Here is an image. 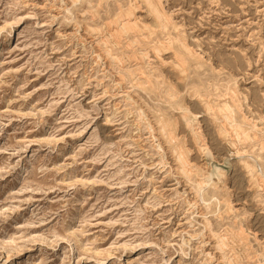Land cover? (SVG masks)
<instances>
[{
    "label": "rangeland",
    "instance_id": "374dc122",
    "mask_svg": "<svg viewBox=\"0 0 264 264\" xmlns=\"http://www.w3.org/2000/svg\"><path fill=\"white\" fill-rule=\"evenodd\" d=\"M152 1L0 0V264H264V0Z\"/></svg>",
    "mask_w": 264,
    "mask_h": 264
},
{
    "label": "bare ground",
    "instance_id": "6f19581e",
    "mask_svg": "<svg viewBox=\"0 0 264 264\" xmlns=\"http://www.w3.org/2000/svg\"><path fill=\"white\" fill-rule=\"evenodd\" d=\"M146 1V3H147V6H148V8H149V12H151V14L154 16V18L158 21V23H159V25H160V27H161V29L160 30H165L166 28H167V26H168V24L170 23V20H169V16H167L166 17V15L165 14H163L158 8H157V6L155 5V3H153V1L152 0H145ZM127 12H128V10H127ZM120 13V12H119ZM123 13V12H122ZM132 13V12H131ZM121 15V14H120ZM133 15V14H132ZM119 16V15H118ZM123 16V15H122ZM127 16V15H126ZM129 16H130V14H129ZM120 17V16H119ZM126 18V17H125ZM125 18H123L124 20H125ZM127 18H129L128 16H127ZM126 18V19H127ZM116 20V19H115ZM119 20V19H118ZM122 20V19H121ZM121 20H119V21H121ZM134 21H136L135 19H133ZM118 21V22H119ZM123 22V21H122ZM129 23H131V21H127L126 23L125 22H123V23H120V26L122 27V28H125L124 29V31L123 32H125V30H126V27H125V25H129V27H130V24ZM132 23H134V22H132ZM131 23V24H132ZM136 24V22L134 23V25ZM133 25V24H132ZM131 25V26H132ZM137 25V24H136ZM118 26V25H117ZM138 26V25H137ZM159 27V28H160ZM119 28V27H118ZM131 28V27H130ZM129 28V29H130ZM138 28V27H137ZM119 30H121V28L119 29ZM123 30V29H122ZM116 32V31H115ZM118 32V31H117ZM122 32V31H121ZM115 34V33H114ZM117 35V34H116ZM117 37V36H116ZM174 37H176V36H174ZM177 38V37H176ZM169 39V38H168ZM180 40V39H179ZM176 41V40H175ZM177 41H178V38H177ZM176 41V42H177ZM179 42H181V41H179ZM131 44V43H130ZM130 46V45H129ZM185 46V45H184ZM187 48V47H186ZM184 50H186V49H184ZM189 52H190V50H189ZM179 60V59H178ZM223 105V104H222ZM224 105H225V103H224ZM212 106V105H211ZM213 108V107H212ZM223 108H226V107H224L223 106ZM182 109V108H181ZM186 109V108H185ZM221 110V109H220ZM219 110V111H220ZM223 110V109H222ZM208 111V110H207ZM218 111V112H219ZM185 112L188 114V115H190L191 116V113L189 112V111H187V110H185ZM224 112V111H223ZM226 112V111H225ZM220 113V112H219ZM227 113V112H226ZM225 116V115H224ZM161 118H162V116H161ZM197 118L198 117H194V118H192V120H188V118L186 117L183 121H184V123L187 125V123H190V125L192 126V125H194L195 123H196V120H197ZM224 119H227L226 117H223ZM230 118V120H231V117H229ZM166 120H168V119H166ZM229 120V119H228ZM229 120V121H230ZM160 121H161V119H160ZM164 122V121H163ZM166 122H168V121H166ZM226 123V122H225ZM165 124V123H164ZM160 125V124H159ZM169 125V124H168ZM222 126H224V125H222ZM232 126V125H231ZM231 126H229L228 125V127H231ZM164 127H166L165 125H164ZM190 127V126H189ZM237 127V126H236ZM162 130H163V128H161ZM164 129H166V128H164ZM170 129V128H169ZM168 129V130H169ZM231 129H233V128H231ZM237 129V128H236ZM161 130V131H162ZM242 130V129H241ZM220 131V130H219ZM165 132H163V134H164ZM162 134V135H163ZM235 135H237V136H239L240 134H236L235 133ZM163 136H165V135H163ZM171 136V135H170ZM245 136V135H244ZM170 138V137H169ZM172 138V137H171ZM170 138V139H171ZM238 138V137H237ZM173 139V138H172ZM240 139V138H239ZM241 141V140H240ZM176 143V142H175ZM175 145H177V144H175ZM179 154V153H178ZM181 157V156H180ZM183 158V157H182ZM178 160H182L181 158H179V156H178ZM183 161H184V159H183ZM186 161V160H185ZM184 161V162H185ZM187 162V161H186ZM183 163V162H182ZM188 164V163H187ZM248 166V165H247ZM217 170V169H216ZM253 170V169H252ZM219 172V171H218ZM241 236V235H240ZM243 241V240H242Z\"/></svg>",
    "mask_w": 264,
    "mask_h": 264
}]
</instances>
